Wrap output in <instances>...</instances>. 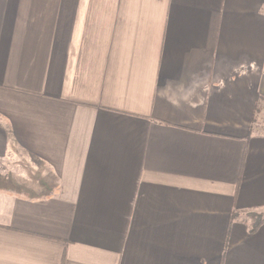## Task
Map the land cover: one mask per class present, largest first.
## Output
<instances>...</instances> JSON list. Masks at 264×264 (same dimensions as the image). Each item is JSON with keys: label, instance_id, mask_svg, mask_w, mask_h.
Masks as SVG:
<instances>
[{"label": "crops", "instance_id": "crops-1", "mask_svg": "<svg viewBox=\"0 0 264 264\" xmlns=\"http://www.w3.org/2000/svg\"><path fill=\"white\" fill-rule=\"evenodd\" d=\"M263 117L264 0H0V264H264Z\"/></svg>", "mask_w": 264, "mask_h": 264}, {"label": "rangeland", "instance_id": "rangeland-1", "mask_svg": "<svg viewBox=\"0 0 264 264\" xmlns=\"http://www.w3.org/2000/svg\"><path fill=\"white\" fill-rule=\"evenodd\" d=\"M259 126L261 127V129H263L264 131V117L261 119V121H259ZM244 215V218L246 220L249 221V223L251 224V221H252V224L254 223V217L253 215H262L264 216V211H261V212H256V211H247L245 213H243Z\"/></svg>", "mask_w": 264, "mask_h": 264}, {"label": "trees", "instance_id": "trees-1", "mask_svg": "<svg viewBox=\"0 0 264 264\" xmlns=\"http://www.w3.org/2000/svg\"><path fill=\"white\" fill-rule=\"evenodd\" d=\"M234 217H236V214L234 215ZM253 217H254V223L251 226V229H250L251 232H255L258 229V227L264 223V216L253 215Z\"/></svg>", "mask_w": 264, "mask_h": 264}]
</instances>
